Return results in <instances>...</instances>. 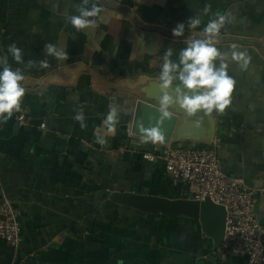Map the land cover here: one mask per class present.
Returning <instances> with one entry per match:
<instances>
[{
    "label": "crops",
    "instance_id": "obj_1",
    "mask_svg": "<svg viewBox=\"0 0 264 264\" xmlns=\"http://www.w3.org/2000/svg\"><path fill=\"white\" fill-rule=\"evenodd\" d=\"M93 4L104 9L95 27L77 30L69 17ZM227 12L234 21L216 46L237 82L233 103L223 114L183 116L194 125L181 143L213 140L221 169L259 191L264 225V0H0V58L25 76L20 110L0 125V204L13 203L23 240L0 237V264H14L19 253L20 264H249L246 256L216 250L196 219L154 215L109 196L122 190L176 197L164 161L143 157L162 154L166 144L131 132L136 103L160 87L165 51L173 48L178 61L186 41L203 38L209 19ZM192 16L201 25L174 37ZM13 43L23 64L8 52ZM47 43L69 58L46 55ZM233 45L250 55L246 70L232 60ZM29 60L35 66L28 68ZM112 106L119 116L114 136L103 124Z\"/></svg>",
    "mask_w": 264,
    "mask_h": 264
},
{
    "label": "clouds",
    "instance_id": "obj_2",
    "mask_svg": "<svg viewBox=\"0 0 264 264\" xmlns=\"http://www.w3.org/2000/svg\"><path fill=\"white\" fill-rule=\"evenodd\" d=\"M104 11L102 6L93 4L91 7L80 6L78 15L69 17L71 25L77 30L95 27L96 19ZM210 11V5L204 9ZM234 18L231 12L215 14L209 19L203 28V38H193L186 41V47L179 50L178 61L173 60L174 49L169 47L162 57V67L159 72V86L161 89L160 112L163 118L170 116V109L174 104H180L187 113L195 114L203 111L206 114L217 112L223 114L233 103V95L236 89V80L229 73L228 63L224 53L216 45V37L227 24H232ZM201 18L192 16L188 18L187 25L180 22L172 30L174 37H181L186 26L195 29L201 25ZM46 55L54 56L58 60L69 58L68 52L54 43H47L44 49ZM8 52L18 63L23 64L22 49L15 43L11 44ZM232 60L239 63L246 70L250 64V55L243 50H236L233 45ZM219 61V64H217ZM36 61L29 60L27 67L35 66ZM41 67H47L46 60L39 62ZM25 79L23 70L17 67L15 70L9 65L8 58H0V120L11 118L14 111L20 110L25 88L22 81ZM75 120L80 122L81 128H85V117L78 112ZM119 122L118 109L110 107L103 120L110 135H115ZM147 137L155 142H163L164 136L159 127H152ZM98 142L103 144L105 139L98 137Z\"/></svg>",
    "mask_w": 264,
    "mask_h": 264
},
{
    "label": "built area",
    "instance_id": "obj_3",
    "mask_svg": "<svg viewBox=\"0 0 264 264\" xmlns=\"http://www.w3.org/2000/svg\"><path fill=\"white\" fill-rule=\"evenodd\" d=\"M26 119V111L19 114ZM3 120H0V125ZM152 161L162 159L165 170L177 182L187 185V197L203 200L209 197L226 209L225 236L222 249L246 256L249 264H264V227L256 210L259 191L240 178L224 172L214 146L166 144L157 154L144 151ZM0 237L19 245L22 240L18 211L3 198L0 204Z\"/></svg>",
    "mask_w": 264,
    "mask_h": 264
},
{
    "label": "water",
    "instance_id": "obj_4",
    "mask_svg": "<svg viewBox=\"0 0 264 264\" xmlns=\"http://www.w3.org/2000/svg\"><path fill=\"white\" fill-rule=\"evenodd\" d=\"M160 97L161 89L159 87L155 91H147L145 97L137 101L131 132L136 136L149 139L148 131L152 127H159L164 136L163 142L160 143L182 142L185 130L191 129V126L194 125L192 121L183 117L190 113H187L177 103L171 107L170 116L163 118L160 112ZM212 141L209 140L206 144L212 146ZM109 196L113 202L139 211L162 214L170 218L185 216L196 219L201 223L203 234L212 238L214 248L220 250L223 246L226 209L213 202L209 197L200 200L122 190L111 191ZM21 259L19 253L14 264H20Z\"/></svg>",
    "mask_w": 264,
    "mask_h": 264
},
{
    "label": "trees",
    "instance_id": "obj_5",
    "mask_svg": "<svg viewBox=\"0 0 264 264\" xmlns=\"http://www.w3.org/2000/svg\"><path fill=\"white\" fill-rule=\"evenodd\" d=\"M187 191H188L187 185L183 184L182 182H178L177 181V184H176V197H187ZM154 215L164 216L162 214H154Z\"/></svg>",
    "mask_w": 264,
    "mask_h": 264
}]
</instances>
